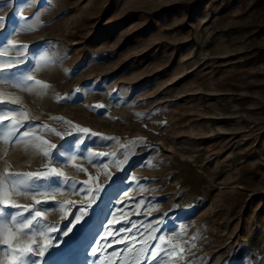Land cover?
<instances>
[{"label":"rangeland","instance_id":"1","mask_svg":"<svg viewBox=\"0 0 264 264\" xmlns=\"http://www.w3.org/2000/svg\"><path fill=\"white\" fill-rule=\"evenodd\" d=\"M0 16V62L28 59L0 112L31 122L0 124V195L56 226L43 264H264V0H0Z\"/></svg>","mask_w":264,"mask_h":264},{"label":"snow or ice","instance_id":"2","mask_svg":"<svg viewBox=\"0 0 264 264\" xmlns=\"http://www.w3.org/2000/svg\"><path fill=\"white\" fill-rule=\"evenodd\" d=\"M6 26V18L4 16H0V30H3ZM28 48V45L17 46L18 52H20V54L25 57L27 56L26 50ZM27 63L28 59H17L7 62H0V83H18L21 76L10 78L7 74L13 72L14 70H20ZM27 80L31 81L32 77L28 76ZM36 83H39V81ZM75 92L79 93V89L75 90ZM69 98L75 99L71 93L69 94V97H65L64 99L67 100ZM5 104L15 107L16 101L15 99L11 98L5 99L3 95H0V105ZM5 122L13 126V133L20 132V129L25 128L26 124L31 123L26 119L18 120L15 111L0 112V124H4ZM80 131L85 134H89L88 129H80ZM27 134V131L20 132L21 136H27ZM91 135L95 136L96 134L92 133ZM61 139H63V137H61ZM55 146L56 145L53 144L51 145V148L54 149ZM49 176L62 177V173L58 172L55 168H53L48 173H13L7 171L4 173V177L7 178V180H9L12 185H23L27 179L44 178ZM3 182V179H0V185H2ZM76 183L80 184V182ZM98 191L99 189H97L96 193ZM96 193L93 194V200L96 198ZM36 204L47 205L49 202L36 200ZM89 206H91V204H89ZM5 209H12L14 211L11 212V215L6 216ZM42 215L43 213L41 211H36L24 205L13 202L7 191H4L3 194L0 195V244H2L5 248L3 264H43V260L47 252L54 245V243L50 242V239L46 234V230L55 231L56 226L41 224V221L38 218L42 217ZM84 215H86V211L82 208L79 210V214L75 216L76 223H79ZM168 219H158L156 225L152 228V232L154 233L157 229L167 231L165 225L167 224ZM68 231H71V228H69ZM64 235H67V232H65ZM36 237H43V239L38 241ZM151 238L156 239L157 237L152 235ZM164 238L165 237L163 235L158 237L160 241H164ZM53 239L55 240V237H53ZM157 247L161 248V245L158 244ZM161 250L163 251V248H161ZM173 251H175V249H173ZM146 252L147 246L145 245L139 250L137 259H139V255H142ZM91 255L94 257L96 256L95 247H92ZM150 255L152 258H155L157 253L153 251Z\"/></svg>","mask_w":264,"mask_h":264}]
</instances>
